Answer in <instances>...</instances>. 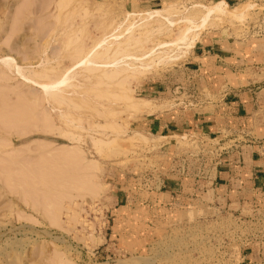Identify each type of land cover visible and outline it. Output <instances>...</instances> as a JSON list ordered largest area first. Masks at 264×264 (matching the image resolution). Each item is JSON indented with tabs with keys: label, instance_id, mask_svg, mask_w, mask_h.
<instances>
[{
	"label": "rangeland",
	"instance_id": "obj_1",
	"mask_svg": "<svg viewBox=\"0 0 264 264\" xmlns=\"http://www.w3.org/2000/svg\"><path fill=\"white\" fill-rule=\"evenodd\" d=\"M58 1L0 0V145L4 146L0 153V264H59L60 260L62 264H191V255L203 252L204 244L202 240L196 242L194 239L193 250L189 252L178 226L199 223L200 231L204 233L208 228L225 224L210 220L211 212H207V207L215 203L235 204L234 208L238 207V202H228L220 196L212 195L208 185L211 182L209 173L204 178H195V185L189 182L184 184L177 193L178 199L162 195L148 202L146 197L136 196V204L154 206H151L150 212L131 215L123 209L117 217L111 214V209L117 204L126 206L127 193L147 188L144 180H154L152 175L157 176L161 166L164 153L160 147L168 141L151 136L144 123L159 115L172 114L177 109L192 106L197 103V97H210L206 82H198L196 77L192 79V69L185 64L190 60V51L162 65H151L140 76H133L131 80L128 78L123 88L111 83L99 84L94 78L95 74L84 73L74 81L68 79L66 85L45 90L28 82V77L35 73L38 74L36 81L40 83L46 76L53 80L58 73L55 69L70 67L74 60L90 50L115 25L121 24V29L127 27L134 18L131 14L138 16L141 12L145 14L149 10L168 8L169 5L174 8L171 10L174 19L182 7L190 9L198 4L207 7L219 2L228 11L248 6L243 22L231 20V17L218 19L212 27L201 31L197 42L206 34L219 32L238 40L255 37L252 29L258 28L257 16L264 14V0H246L230 7L219 0H162L159 5L151 8L144 4L138 6L137 1L134 5L125 0H61L60 8L63 10L56 7ZM128 15L131 16L129 20ZM148 27L147 30L151 31L156 28V24ZM180 27H172L170 33H156V38L151 36L154 40L147 43L145 48L147 46L149 49L160 41L171 42ZM143 28L135 29L133 35L136 39L142 38L143 31L146 33V28ZM120 60H134V66H140L134 58ZM122 62L119 61L120 65H124ZM119 63L117 68L122 67ZM51 68L55 72H51ZM75 72L73 69L67 76H74ZM40 74H43L42 77ZM63 88L66 90L63 106L55 103L52 105L44 100L51 92L61 93ZM94 93L102 97L97 98ZM125 93L133 100H126L128 103L121 101L119 94ZM114 96L120 98L115 99ZM140 100L150 102L148 111L140 109L142 112L138 110L137 113L132 108L129 110L128 105L132 102L140 105ZM149 108L153 110L149 112ZM44 124L49 126L46 134L42 132ZM118 131L124 133L119 134ZM25 132L27 134L21 135ZM69 133L78 141L70 142L66 139L64 134ZM113 135L118 138L119 142L117 139L114 141L117 146H112L113 142L110 146L94 145V141L99 139L116 138ZM251 136L254 134L244 132L236 136L228 135L225 139L243 140ZM182 137L175 139L176 148L173 151L176 154L172 152V155L192 156L204 164L209 162L210 168L218 162L216 158L220 153L229 150L227 146H217L211 140L203 142L192 137ZM67 147H76L81 153V159L76 160L75 165H92L91 168L87 165L86 171L81 167V171L86 173L79 175L82 179L87 176L86 184L90 182L95 187L96 195L91 196L86 191H70L67 198L66 190L55 188L56 177L51 173L54 169L51 165H44L46 152ZM65 163L69 164L70 160ZM190 167L194 170V166ZM200 169H205L204 165ZM48 170H51L50 173ZM66 177L65 168L60 178L64 180L60 181L61 186L68 183ZM77 178L74 179L78 182L80 178ZM189 189L197 191L194 196L185 193ZM185 199L193 200L194 203L197 199L196 203L201 209L188 208L185 211L186 208H177L184 204L181 201ZM45 205L51 206L50 210L49 207L45 209ZM55 205L59 206L58 220L64 230L49 225L50 218L45 212H50ZM148 215L153 216V219L142 222L143 216L146 218ZM238 261L236 257L235 262Z\"/></svg>",
	"mask_w": 264,
	"mask_h": 264
},
{
	"label": "crops",
	"instance_id": "obj_2",
	"mask_svg": "<svg viewBox=\"0 0 264 264\" xmlns=\"http://www.w3.org/2000/svg\"><path fill=\"white\" fill-rule=\"evenodd\" d=\"M125 1L134 5L137 1L138 6L144 4L150 8L162 2ZM219 1L230 7L246 0ZM189 59L185 64L192 69V79L196 77V81L206 82L210 97H197V103L192 106L177 109L172 114L159 115L144 123L151 136L168 141L160 147L164 157L157 176L152 175L154 180H144L147 188L127 193L126 206L117 204L111 209L114 217L123 209L131 215L150 212L153 205L136 204V196L146 197L148 202L162 195L178 199L177 193L184 184L195 185V178H204L207 173L212 195L228 202H238V205L264 208V38L251 36L238 40L226 33L206 34L190 51ZM244 132H251L254 136L243 140L225 139L228 135L236 136ZM182 136L203 142L211 140L217 146H227L229 150L220 153L216 158L218 162L210 168L209 162L204 164L192 156L172 155L173 148H176L175 139ZM201 165L205 169H200ZM190 166H194V170ZM196 192L189 189L185 193L194 196ZM185 200L177 208H186L185 211L188 208L201 209L197 199L195 203ZM230 206L234 208L235 204ZM185 211L182 210L183 213ZM150 219L153 216H143L142 222H150ZM236 257L239 264H264V243L259 248L246 247Z\"/></svg>",
	"mask_w": 264,
	"mask_h": 264
},
{
	"label": "bare ground",
	"instance_id": "obj_3",
	"mask_svg": "<svg viewBox=\"0 0 264 264\" xmlns=\"http://www.w3.org/2000/svg\"><path fill=\"white\" fill-rule=\"evenodd\" d=\"M61 2H62L61 0H60V2L58 1V4H56L58 6H56V7L60 8V6L62 4ZM66 3H69V1L66 2ZM65 5H67V4H65ZM240 7L241 8H236L235 7V8H233V10L228 11L225 8V6L223 4H220L219 2H217L214 5L207 6V7H203V6L201 7L198 4V5H194L193 7L191 6L190 9H185L184 7H182L180 9L179 13H178L177 9H175V12L177 11V15H178V17H176V19H174L175 18L174 14L172 15V11L171 10H174V8L171 5H169L168 8L165 7L164 9L149 10L146 13L144 12L145 14H143L141 12L140 15L138 14V16H137V14L135 15L133 13V14H131L132 16L134 15L133 16L134 18H132L133 21L130 20L132 23L130 22V24H128L127 27L121 29V24L115 25L112 30L110 29L111 31L109 33L107 32L108 34L106 33L105 35H103V37H101L100 40L96 41V43L91 47V49L89 48L90 50H88L85 53L81 52L83 55L80 57V55H81V53H80L79 54L80 58L74 60L75 62L73 61V63L71 64L70 67H68V68L59 67V68L55 69V71L57 70L58 73L56 74V77H54L53 80L47 79L48 76H46L47 78L43 77L45 80L42 79V81L43 80L44 81L42 83H40V82L36 81V79H38L37 78L38 74L35 75V73H31V76L29 75V77H28V82L30 81V82L36 84L35 86H40V87H42L43 89L46 90L48 87L51 88V87H55V86L58 87V86L66 85V82H67L68 79H73V81H74L78 76L80 77L81 74H84V73L86 74L87 73L89 75L95 74L94 78H96L98 80L99 84H101V83L103 84L104 83V85H105V83H111L114 86L116 85V87L118 85V86H121L123 88L126 85V83H128V78H129V80H131V77L133 78V76H136V75L140 76L141 74L147 72L149 70V68L152 67L151 65H155V66L159 65V64L162 65L161 63H165L167 60L177 59V57L179 55L183 56L182 54L186 53L187 51H191L194 48V46L196 45L197 40L199 38V35L201 34V31L204 30L206 27L207 28L209 26L212 27V24H214V21H216L218 19H221V18H226V17L230 18L231 17V20H234L236 22H243V20L245 19V16H246L245 14L248 11V10H246V8L248 9V6H246V7L240 6ZM60 9H62V8H60ZM62 10H60V11H62ZM130 17L131 16L128 15V20L130 19ZM150 24L151 25L152 24H156V28H153L151 31H149L150 29L147 30V28H150V27H148V26H151ZM175 26H177V27L181 26V27H180V30H179L178 34L176 35V37H174V35L172 36V37H174V40H172L171 42H162V41H160L161 43H158L157 41H159V40H157L156 41L157 44H154V45L150 44V45H152L151 48L148 49L147 46L145 48V45L147 43H152L153 42L152 40H154V39L151 36H154L156 33L157 34H161L163 32H168V31L170 33V32H172L171 28L175 27ZM140 27L146 28L147 31L145 30L146 33H144V31H143L144 28H143V30H142L143 31L142 38L141 39L140 38L136 39L133 34H134L135 29L136 30L140 29ZM169 33H167V34H169ZM166 36L164 35V37H166ZM164 37H160V38L163 39ZM137 50H138V52L139 51H141V52L139 54H138V52H137V54L134 53ZM77 51H79V50H77ZM170 54H172V55H170ZM121 58H122V60H123V58L124 59H132V58H134L135 60H138V62L140 63V64L139 63L138 64L140 66H138V67L134 66V64L132 63L134 60H132V62L129 61V60L127 62H122L120 60ZM119 61L124 63V65L121 64L122 67L117 68L118 67L117 65H118ZM68 62H69V60H68ZM86 64H90L91 66L90 67L88 65L86 66ZM119 65H120V63H119ZM134 67H136V69ZM73 69L76 70L74 76H67V74L69 72H71V70H73ZM108 69H109V71H107ZM50 70H51V72L52 71L55 72L54 68H51ZM129 71L131 73H129ZM51 72H48V73H51ZM124 73L127 74V75L126 76L123 75ZM42 75L43 74H40L41 77H42ZM120 75H123L124 77L121 76L120 79H119ZM129 75H130V77H129ZM142 77H143V75H142ZM83 81H86V79L83 80ZM97 84L95 83L96 86L99 85V84L98 85ZM82 86H83V84H82ZM56 87H55V89H56ZM88 90L90 91V89H88ZM96 91H98V90H96ZM118 91H120V90H118ZM123 91L124 90H122V92ZM124 92L128 93L127 91H124ZM65 93H66V90L63 88L61 90V93H53V92H51L50 94L47 95V97H45L44 100L47 103H49V104L53 105L55 103L56 105L60 106V105L64 104L63 95ZM126 93L123 94V95L119 94V95H121V98L119 96L118 97L121 99V101H123V102L129 101L130 102L131 100H133L132 98L128 97ZM109 94H107V95H109ZM86 96L88 97V95H86ZM96 97H97V95H96ZM99 97H97V98H99ZM109 97H111V96H109ZM118 97L114 96L115 99L118 98ZM32 98H34V97H32ZM140 101H141L140 105H138V104L136 105V103H133V102L131 104L129 103L130 104V105H128V107L130 106L129 110L132 108L133 110H137V111H134V112H137V113H138V110L140 112V109L142 111H145V110L148 111L147 107H149V103L150 102L149 101H145V100H140ZM28 102H30V101H28ZM71 104H74V103H71ZM83 106H84V104H83ZM145 108H147V109H145ZM73 109L74 108H72V110ZM75 110H77V109H75ZM149 110H150V108H149ZM152 110H150L149 112H151ZM62 117L64 118L63 115H62ZM43 126H44V127H42L43 130L42 129L41 130H42L43 134L44 133L46 134L47 133L46 129H48L49 126L46 125V124H44ZM108 126H109V124L107 125L106 128H108ZM77 127H78V124H77ZM112 128H115V127H111V129ZM81 131H82V129H81ZM112 132L113 131H111V133ZM123 133L119 132V134H123ZM25 134H27V133L25 132V133H22L21 135H25ZM70 135H71L70 133H69V135L68 134H64V137H66V139H68L70 142L78 141L76 138H74V136L72 137ZM110 135H112V134H110ZM116 135H118V134L116 133ZM113 136L116 137L115 135H113ZM116 139L118 141L117 137L116 138H110L108 140L99 139V140L94 141V145L96 147H98V146L100 147L102 145L110 146V144L113 142L114 144L113 143L111 144L113 146V145H116L115 142H114V141H116ZM137 139H139V138H137ZM39 146H41V145H39ZM3 147L4 146L0 145V153H1V149ZM45 147H44V149H45ZM43 156H45V155H43ZM80 157H81V153L76 147L75 148L74 147H71V148L67 147V148L61 149V150L50 149L49 151L46 152V158L43 157V160L45 158L44 162L46 161V163H44V165H46V166L51 165V167H53V169L55 171V174H54V171L51 172L53 174V176L56 177L55 178L56 179L55 182H57V184H54L55 188L56 189H60V190H66V197L67 198L70 196V193H69L70 191H75V192H80V191L85 192L86 191V192H88V194L91 193L90 194L91 196H93L95 194V192H94V188L95 187L91 186L89 184L90 182L88 184H86L87 183V178H86L87 176H83L86 179L85 180V179H82V177L79 175L80 173H86V172H82L81 171L82 165H81V167H79V166H77L78 163L76 165L74 164V162L76 160L79 161V159H81ZM10 158H12V157H10ZM15 160H17V159H15ZM67 160H70L69 164L65 163V162H67ZM49 162H51V163H49ZM87 165H88L89 168L92 167V165H89V163ZM87 165H84V166L87 167ZM86 167H82L84 169V171L88 170V167L87 168ZM65 168H66V172H67L66 179H69L70 181L66 180L68 183L67 184L65 183L64 186H61V182H60V181H62L61 180L62 179L61 176H63V172H64ZM50 171L51 170H48L49 173H50ZM53 176H50V177H53ZM77 176H78V178H80L78 180V182L75 181V179H74L75 177L77 178ZM89 178L91 179V177H89ZM52 182H54V181H52ZM59 182H60V184H59ZM25 194H26V192H25ZM69 200H72V199H69ZM45 201H46V199L44 200V202ZM73 201H74V199H73ZM49 203H50V201H49ZM47 207H49V210H50L51 206L48 205ZM47 207L45 205V209ZM58 208H59V206L55 205L54 207H52V210L50 212H49V210H47L45 212L46 214H48V216H49L48 219L50 218V220L46 219V217L44 215H41V216H43V218L48 220L50 226L63 229L62 227H60L61 226L60 225V221L58 220L59 219L58 218V213H57ZM58 263L62 264V261L60 260V261H58ZM63 264H65V263H63Z\"/></svg>",
	"mask_w": 264,
	"mask_h": 264
},
{
	"label": "built area",
	"instance_id": "obj_4",
	"mask_svg": "<svg viewBox=\"0 0 264 264\" xmlns=\"http://www.w3.org/2000/svg\"><path fill=\"white\" fill-rule=\"evenodd\" d=\"M263 16L264 14L257 16L258 28L252 29L258 38H264V28H261L264 25ZM207 212H211L210 220L225 224L222 227L208 228L204 233L200 231L199 223L178 226L188 244L189 252L193 250L194 239L196 242L202 240L204 244L203 252L191 255V264H239L235 262L234 256L240 250L252 246L259 248L264 243V208L243 204L232 208L230 204L215 203L207 207Z\"/></svg>",
	"mask_w": 264,
	"mask_h": 264
}]
</instances>
